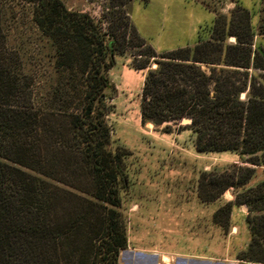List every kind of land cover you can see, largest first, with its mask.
Instances as JSON below:
<instances>
[{
  "label": "trees",
  "instance_id": "obj_1",
  "mask_svg": "<svg viewBox=\"0 0 264 264\" xmlns=\"http://www.w3.org/2000/svg\"><path fill=\"white\" fill-rule=\"evenodd\" d=\"M22 1L33 4L41 51L27 71L1 36L0 264H119L127 246L120 193L128 186L126 149L110 148L106 118L116 54H130L145 74L142 123L189 117L197 152H234L264 167V48L254 40L264 38V0L256 32L249 11L234 2L228 14L214 7L209 38L160 54L134 27L133 0H108L106 26L62 0ZM239 172L203 171L198 198L217 200L254 169ZM232 204L247 206L250 235L236 259L264 264V180L233 193L213 214L215 224L225 226Z\"/></svg>",
  "mask_w": 264,
  "mask_h": 264
},
{
  "label": "rangeland",
  "instance_id": "obj_2",
  "mask_svg": "<svg viewBox=\"0 0 264 264\" xmlns=\"http://www.w3.org/2000/svg\"><path fill=\"white\" fill-rule=\"evenodd\" d=\"M62 1L67 8L86 11L106 26L107 22L102 19L101 13L108 0ZM234 2L249 11L250 25L256 32L261 0H133L129 12L139 35L160 54L182 47H192L199 39L209 38L215 18L214 7L228 14L234 7ZM32 17L33 4L22 0H0V43L2 36V43L9 50L22 54L27 71L32 69L30 62L35 55L39 57L38 51H41L38 50L40 32L34 26ZM228 42H234V38H229ZM256 44L264 48V39H258ZM114 59L115 63L108 75L115 90L109 99L110 111L106 118L111 128L110 148L113 151L126 149L124 162L129 186L120 192L124 223L127 222L124 213L127 199L132 197L142 205L140 213L130 215V225H125L128 236L137 246H158L187 253L199 251L206 237H195L192 225L186 221L188 215L193 212H201L207 216L209 208L196 205L186 198L197 194L200 174L203 171L235 170L238 177L240 168L254 169L243 186L230 188L217 202H211L213 222V214L227 201H233V193L253 188L264 180V167L242 162L234 152H197L194 147L195 134L186 126L189 123H142L140 100L145 74L133 67L130 54H116ZM154 65L148 66L146 70L154 68ZM201 67L209 72L205 65ZM251 72L250 69L249 73ZM244 97L245 93H242L241 98ZM167 124L171 128L166 132L164 127ZM235 158L237 160L234 161ZM171 178L176 182V186L170 185ZM174 199H178V203H175ZM234 207L237 210L233 211L232 215ZM168 210L173 211L175 219L173 222H160L162 219L159 218ZM247 214L248 208L245 204H232L227 223L222 217L221 221H224L225 226L218 225L225 236L228 235L232 224L237 226L236 236L227 240L230 246H246L241 248L242 250H236L233 254L235 257L246 249L250 239L245 219ZM165 224H168L169 228H162ZM214 238L212 236L211 240ZM210 248L211 251L217 252L220 244L212 242ZM233 264H239V261L236 259Z\"/></svg>",
  "mask_w": 264,
  "mask_h": 264
},
{
  "label": "crops",
  "instance_id": "obj_3",
  "mask_svg": "<svg viewBox=\"0 0 264 264\" xmlns=\"http://www.w3.org/2000/svg\"><path fill=\"white\" fill-rule=\"evenodd\" d=\"M230 9L232 7H229ZM258 39H264L257 34L255 35V42ZM197 43V42H196ZM237 160L236 158L234 161ZM170 185L176 186V182L173 179H170ZM129 186V184H128ZM171 187V188H172ZM176 188V187H175ZM173 190V188L171 189ZM149 196V194L146 192ZM175 203H178V199H174ZM186 200L194 202L196 205H202L204 208L207 207L208 214L207 216L201 212H193L190 216L188 215V219L186 221L187 224L192 225L193 235L195 237L203 236L204 239L206 237V241H204L203 246L200 247L201 250L196 252H182L178 250H168L159 248L158 246H137L133 244L129 238V234L126 229V236H127V246L124 250L120 252L119 256V264H233L236 260V257L233 254L236 250H242L245 248L246 244H239V246L231 245L228 242L227 238H231L236 236L238 230L235 224H232L231 228L229 229L228 235H222L221 228L212 222V211L210 209V203L202 202L197 194H193L191 197H187ZM218 200V199H217ZM215 200L214 202H217ZM141 204L137 202V199L132 197L127 199L126 206L124 208L126 223L125 225L128 227L130 225L129 217L132 214H138L141 210ZM237 209L236 207L232 210L235 212ZM191 211V210H190ZM165 215H161L159 219H162L160 222L167 223L173 222L175 216L173 215V211H166ZM162 228H169V225L165 224ZM191 229V230H192ZM213 231V233H212ZM214 236L215 238L211 240V237ZM235 238V237H234ZM218 243L220 244V249L216 252L211 251V243ZM242 248V249H241Z\"/></svg>",
  "mask_w": 264,
  "mask_h": 264
},
{
  "label": "water",
  "instance_id": "obj_4",
  "mask_svg": "<svg viewBox=\"0 0 264 264\" xmlns=\"http://www.w3.org/2000/svg\"><path fill=\"white\" fill-rule=\"evenodd\" d=\"M191 122V118H189V117H184V118H182V120H181V123H190Z\"/></svg>",
  "mask_w": 264,
  "mask_h": 264
},
{
  "label": "bare ground",
  "instance_id": "obj_5",
  "mask_svg": "<svg viewBox=\"0 0 264 264\" xmlns=\"http://www.w3.org/2000/svg\"><path fill=\"white\" fill-rule=\"evenodd\" d=\"M153 67H155V65Z\"/></svg>",
  "mask_w": 264,
  "mask_h": 264
}]
</instances>
